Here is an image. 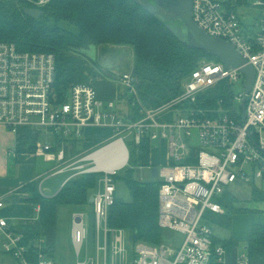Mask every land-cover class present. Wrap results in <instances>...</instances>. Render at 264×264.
<instances>
[{
	"label": "built area",
	"instance_id": "built-area-1",
	"mask_svg": "<svg viewBox=\"0 0 264 264\" xmlns=\"http://www.w3.org/2000/svg\"><path fill=\"white\" fill-rule=\"evenodd\" d=\"M51 1L30 0L36 8ZM249 2L258 10V30L245 34L239 10L247 4L192 0L194 22L211 36L229 41L254 67L255 80L247 96L235 97L231 92L234 81L243 79L245 84L238 68H226L221 61L203 60L184 80L181 93L156 107L143 102L132 72L116 79L126 89L128 111L121 108L119 96L104 101L88 83H73L62 100L55 86L53 53L21 51L14 42L0 41V125L15 136L22 128L44 136L35 155L50 154L56 138L64 142L82 139L87 128L113 130L104 145L75 160L66 159L64 146L51 155L61 163L53 174L74 171L69 179L83 173L102 174L98 192L93 194L92 248L87 245L90 226L86 213L72 215L75 264H210L214 255L219 262L226 263V250L215 244L213 229L203 222L204 215L207 211L226 214L220 198L236 185L264 183V0ZM224 80L230 84L229 106L224 107L223 99L214 109L196 106L199 94ZM245 96V113L242 108L238 112L235 102L242 105ZM128 136L133 144H140L145 138L151 143L166 140V163L145 168L152 173L158 167V225L163 231L181 234L179 244L132 241L126 228L110 224V208L117 192L115 176L129 166L130 146L125 141ZM115 145L120 147L118 156L124 160L123 165L112 169L99 167L93 155ZM11 154L19 157L15 149ZM39 189L43 194L42 183ZM3 206L4 200L0 199V208ZM30 247L37 250L36 264H57L46 251V237L25 244L10 220L0 217V251L17 264H32L28 259ZM238 264H250L247 250L239 254Z\"/></svg>",
	"mask_w": 264,
	"mask_h": 264
},
{
	"label": "trees",
	"instance_id": "trees-1",
	"mask_svg": "<svg viewBox=\"0 0 264 264\" xmlns=\"http://www.w3.org/2000/svg\"><path fill=\"white\" fill-rule=\"evenodd\" d=\"M227 1L237 6L250 0ZM26 7H33L30 0H0V41L14 42L21 51L53 53L56 58L55 86L62 100L66 99L73 83L91 84L92 79L95 82L97 75L86 58L79 54L82 51L92 53L93 46L133 47L136 86L143 102L153 107L178 96L184 80L199 62L219 61L203 50L187 47L174 32V23L163 21L134 0H52L41 8L44 13L39 18L26 15ZM229 94L230 84L224 80L199 94L196 106L214 109L220 99L224 100V107L229 106ZM104 98L108 99V96ZM18 137L20 154L37 149L40 133L23 128ZM56 139L54 151L64 145L62 139ZM151 144L148 138L140 144H130L129 166L123 168L122 175L115 176V182L116 186L119 181L125 183L131 200L118 197L116 192L109 221L111 225L126 228L132 241L158 244L165 240V233L158 225L159 180L146 181L134 175L135 169L151 165ZM72 146L74 153H79L77 141L72 142ZM101 177L98 172L79 174L68 180L54 196L43 195L37 180L25 183L20 191L29 193L27 201L39 205L40 214L36 220L23 221L15 231L23 236L25 244L46 237V251L54 257L58 207L89 204ZM252 186L253 197L264 200L261 186ZM235 198L231 191H226L220 203L233 210ZM214 242L225 248V264H236L235 255L229 257L228 254L237 250L238 242L231 238L222 241L214 238ZM246 250L250 264H264V223L252 225ZM37 254V250L30 247L28 259L32 264H36ZM210 264L223 263L214 255Z\"/></svg>",
	"mask_w": 264,
	"mask_h": 264
},
{
	"label": "rangeland",
	"instance_id": "rangeland-1",
	"mask_svg": "<svg viewBox=\"0 0 264 264\" xmlns=\"http://www.w3.org/2000/svg\"><path fill=\"white\" fill-rule=\"evenodd\" d=\"M241 14V18L243 21V32L245 34H251L249 30L257 31L258 27L256 23L258 22V10L254 8L250 2H247V6L243 10H239ZM249 24V25H248ZM251 25V26H250ZM172 27L183 35L185 33L184 26L181 22H176L172 25ZM248 32V33H247ZM81 56L86 58L87 64L94 70L96 79L93 82L91 80V85H93L99 96H101L104 101L107 98H104L105 95L108 96V99L114 98L117 94V91L124 92L123 86H119L116 82V79L124 74L131 73L134 70V50L131 45H112V44H103L99 46L92 47V53H87L86 51H82L79 53ZM90 84V83H88ZM231 92L235 97L241 96L245 94V84L244 80L240 79L238 81H234L231 83ZM104 94V95H103ZM235 108L239 112L241 110L240 102H235ZM100 128V129H98ZM23 129V128H22ZM102 129H109L106 127H97L96 133ZM110 130V129H109ZM107 130V131H109ZM94 133V132H93ZM92 131H88V134H93ZM101 134V132H98ZM87 134V131H86ZM44 138V136H43ZM40 140V139H39ZM128 146L133 142L131 136L126 137L125 139ZM42 142V140L40 141ZM93 142V140L91 141ZM101 140H96L92 144L100 143ZM98 145V144H97ZM151 162L154 166H160L166 163V140L159 141L155 140L151 144ZM52 153L50 154V158H52ZM19 160L21 158L19 157ZM18 160V161H19ZM11 168L14 170L16 167V160L12 157L10 159ZM38 165H42L46 170V167L49 169L44 173L43 179H39L40 183L43 185V195L48 196L52 193L57 192L64 179L69 175L68 173L63 174H53V169L51 170V163L46 165V154H43L42 157L36 160ZM60 164V162H57ZM50 165V166H49ZM139 169V170H138ZM135 169V177L138 179L143 178L146 181H152L154 178L152 173L144 168ZM124 173V169L119 171V175ZM102 178V177H101ZM100 178V179H101ZM100 182V181H99ZM256 185L261 186L264 191V183L257 182ZM252 185L250 184H238L232 188L231 191L235 196V202L233 203V210L226 209L227 215L226 217L207 211L204 215L203 222L210 225L213 228V231L216 236V240L222 241L226 239H230L231 237L237 238L238 247L237 250L232 251L228 254L230 257L232 254L235 255L234 262L236 260V264H238V256L244 250H246L247 239L250 235V230L252 225L258 223H264V200L256 199L252 195ZM99 188V187H98ZM98 188L94 191V194L98 192ZM117 196L126 200H131V194L122 181H119L117 184ZM85 212L87 215V220L89 222V234L87 245L89 248H92V244L94 242V222L95 217L93 213L92 203L86 204L84 206H59L57 210V225H56V253L55 259L58 264H75L76 255L74 246L71 239V227L73 223L72 215L74 212ZM35 218H39L38 215ZM224 222V225L221 223ZM165 240L164 242H177L178 244L181 242L182 235L174 232L165 230ZM237 257V258H236ZM227 260V258H226Z\"/></svg>",
	"mask_w": 264,
	"mask_h": 264
},
{
	"label": "crops",
	"instance_id": "crops-1",
	"mask_svg": "<svg viewBox=\"0 0 264 264\" xmlns=\"http://www.w3.org/2000/svg\"><path fill=\"white\" fill-rule=\"evenodd\" d=\"M125 93H126L125 91L122 93L121 91H118V93L114 96V98L116 96H119L121 99V104H120L121 108L124 111L126 110L128 111V102H127ZM106 128H109L110 130L102 129V130L97 131V133H96V128H92V127L87 128L84 130V136L82 139L65 141L64 145L62 146L65 147L66 159L75 160L79 156L89 153L92 150L104 145L105 142L113 134V130L110 127H106ZM89 130L92 131V133L93 132L94 133L88 134ZM86 131H87V134H86ZM98 132H101V134ZM41 140L42 142L44 141L42 136H40L39 142ZM92 140L93 142H91ZM96 140H101V142L92 144ZM75 141H77V149L80 150L79 153H74L75 150L72 149L73 148L72 142H75ZM13 149L17 151L21 160H19V157L15 158L12 156L11 152ZM18 149H19L18 135L15 136L8 128L0 125V199L4 200V206L0 208V217H5L9 219L10 224L14 230H15V227L21 224L23 221L36 220L37 218H35V216L36 215L39 216L40 214L39 205H35L34 203L27 201V198L29 197V193L20 191V188L29 181H32V180L38 181L40 178L43 179L44 173L46 172V170L49 169L48 167H46V170H45L42 165H38L36 162L39 156L42 157L43 155H35L36 151L30 152V153L25 152L23 154H20L18 152ZM111 151L112 150H109L108 153H112ZM54 152L56 151L54 150L50 151V154L51 153L55 154ZM50 154L46 153V165L51 163V166L50 165L49 166L51 167V170L52 169L54 170L59 164H57L58 160L56 158H50ZM12 157L16 160L17 168H14L15 172L11 168V165L9 162ZM103 158H104V153L100 154L98 158L96 159L101 161L103 160ZM151 164L154 165L152 162ZM63 173H68L69 175L64 179L60 189L64 186V184L68 181V179L74 175V171H69V172L66 171ZM63 173H59V174H63ZM52 175H56V174H52ZM76 176L78 175H75L74 177ZM60 189L57 192L52 193L48 196L56 195L60 191ZM93 194H94V191L92 195ZM226 215L227 213L222 216L226 217ZM224 224H225L224 222L221 223V225H224ZM214 238L216 239L215 233H214ZM231 239L237 241L236 236L231 237ZM55 253H56V250H55ZM0 264H17V261L14 258H12L10 255H7L0 251Z\"/></svg>",
	"mask_w": 264,
	"mask_h": 264
},
{
	"label": "water",
	"instance_id": "water-1",
	"mask_svg": "<svg viewBox=\"0 0 264 264\" xmlns=\"http://www.w3.org/2000/svg\"><path fill=\"white\" fill-rule=\"evenodd\" d=\"M145 10L163 21L173 23L181 22L184 26L185 33L181 35L174 31L183 43L191 49H199L208 53L210 56L219 58L226 68H238L245 77V95L251 91L255 80V69L244 59L236 48L227 40L211 36L201 29L192 18V0H134ZM26 15L39 18L43 13V9L36 7H26L24 9ZM175 30V29H174ZM135 76V71L132 72ZM246 96L242 102L241 108L245 113ZM264 151V149H263ZM152 176L158 177V167L152 169ZM94 201V195L90 196L89 202Z\"/></svg>",
	"mask_w": 264,
	"mask_h": 264
},
{
	"label": "bare ground",
	"instance_id": "bare-ground-1",
	"mask_svg": "<svg viewBox=\"0 0 264 264\" xmlns=\"http://www.w3.org/2000/svg\"><path fill=\"white\" fill-rule=\"evenodd\" d=\"M109 150H112V153H108ZM104 153V158L103 160H98L96 158H98V156L100 154ZM121 153L120 147L118 145L111 147H107L103 150H101L100 152L96 153L93 155V158L95 159V161L99 164V167H103L106 169H112V168H118L121 167L123 165L124 160L121 158H119V154ZM111 156V159H109L108 157ZM100 159V158H99Z\"/></svg>",
	"mask_w": 264,
	"mask_h": 264
},
{
	"label": "flooded vegetation",
	"instance_id": "flooded-vegetation-1",
	"mask_svg": "<svg viewBox=\"0 0 264 264\" xmlns=\"http://www.w3.org/2000/svg\"><path fill=\"white\" fill-rule=\"evenodd\" d=\"M173 23H176V21H174Z\"/></svg>",
	"mask_w": 264,
	"mask_h": 264
}]
</instances>
